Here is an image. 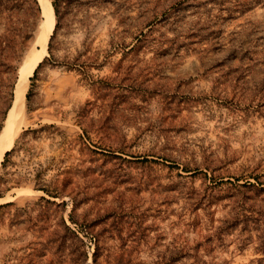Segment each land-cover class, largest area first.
Segmentation results:
<instances>
[{"label":"rangeland","instance_id":"obj_1","mask_svg":"<svg viewBox=\"0 0 264 264\" xmlns=\"http://www.w3.org/2000/svg\"><path fill=\"white\" fill-rule=\"evenodd\" d=\"M23 1L0 0V37L21 40ZM51 2L0 264H264V0ZM38 33L6 53L17 83Z\"/></svg>","mask_w":264,"mask_h":264},{"label":"bare ground","instance_id":"obj_2","mask_svg":"<svg viewBox=\"0 0 264 264\" xmlns=\"http://www.w3.org/2000/svg\"><path fill=\"white\" fill-rule=\"evenodd\" d=\"M43 20L39 25V33L35 46L20 69V80L16 86V100L13 108H11L7 124L0 137V165L7 150L13 145L14 139L19 130L24 125L25 111V93L28 85V79L33 74L39 62L44 58L51 34L55 27V11L51 0H39Z\"/></svg>","mask_w":264,"mask_h":264},{"label":"trees","instance_id":"obj_3","mask_svg":"<svg viewBox=\"0 0 264 264\" xmlns=\"http://www.w3.org/2000/svg\"><path fill=\"white\" fill-rule=\"evenodd\" d=\"M23 2H25V4H27L28 8L31 10V13L33 15V21L29 22L25 30L21 33V40H15V38H11L9 36H7V38L3 36L0 37V71L2 69L12 70V72H10V74L8 75L5 91H3L4 111L0 123V130L3 127V122L6 119L9 110L12 106L15 95L14 89L18 78V65H12L10 63L4 62L5 58L7 57L6 53L9 51L11 54H13L14 57H16V55L17 57H19L25 50L28 39L35 37V32L36 30H38L39 23L42 20V8L38 0H24ZM16 46H19V48H16ZM9 154L10 151L6 153V157Z\"/></svg>","mask_w":264,"mask_h":264},{"label":"water","instance_id":"obj_4","mask_svg":"<svg viewBox=\"0 0 264 264\" xmlns=\"http://www.w3.org/2000/svg\"><path fill=\"white\" fill-rule=\"evenodd\" d=\"M39 1V0H38ZM40 3V2H39ZM41 5V4H40ZM42 8V7H41ZM42 16H43V12H42ZM54 30H55V27H54ZM54 30H53V32H52V35H53V33H54ZM51 35V36H52ZM50 39H51V37H50ZM50 41V40H49ZM15 100H16V94L14 95V100H13V103H12V106H11V108H13V106H14V103H15ZM11 108H10V110H11ZM10 112V111H9ZM3 130V129H2ZM2 132V131H1ZM1 134V133H0Z\"/></svg>","mask_w":264,"mask_h":264}]
</instances>
